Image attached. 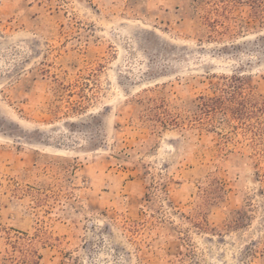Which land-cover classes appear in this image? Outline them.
<instances>
[{
    "label": "rangeland",
    "instance_id": "374dc122",
    "mask_svg": "<svg viewBox=\"0 0 264 264\" xmlns=\"http://www.w3.org/2000/svg\"><path fill=\"white\" fill-rule=\"evenodd\" d=\"M0 264H264V6L0 0Z\"/></svg>",
    "mask_w": 264,
    "mask_h": 264
},
{
    "label": "trees",
    "instance_id": "16d2710c",
    "mask_svg": "<svg viewBox=\"0 0 264 264\" xmlns=\"http://www.w3.org/2000/svg\"><path fill=\"white\" fill-rule=\"evenodd\" d=\"M245 2L249 3V6L252 8H261L264 6V0H245Z\"/></svg>",
    "mask_w": 264,
    "mask_h": 264
}]
</instances>
